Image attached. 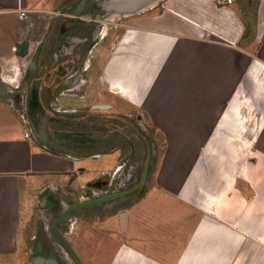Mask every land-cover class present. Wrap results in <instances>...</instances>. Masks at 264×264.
Returning a JSON list of instances; mask_svg holds the SVG:
<instances>
[{
  "label": "crops",
  "instance_id": "crops-1",
  "mask_svg": "<svg viewBox=\"0 0 264 264\" xmlns=\"http://www.w3.org/2000/svg\"><path fill=\"white\" fill-rule=\"evenodd\" d=\"M74 2L0 0V264L27 263L21 239H28L37 199L46 222L56 190L112 170L86 176L76 165L86 155L31 134L14 108L29 17L59 14ZM241 7L234 0H159L111 33L110 51H95L85 99L110 95L116 112L139 116L160 134L163 152L151 161L156 171L147 187L109 213L111 230L102 224L108 214L86 210L87 224L99 222L100 230L90 226L97 239H88L78 226L73 248L81 264H264V0L253 11ZM247 20L255 27L251 40L244 39ZM122 214L123 238L115 225ZM36 244L39 252L52 247ZM53 246L29 263L51 256L73 264Z\"/></svg>",
  "mask_w": 264,
  "mask_h": 264
},
{
  "label": "flooded vegetation",
  "instance_id": "flooded-vegetation-1",
  "mask_svg": "<svg viewBox=\"0 0 264 264\" xmlns=\"http://www.w3.org/2000/svg\"><path fill=\"white\" fill-rule=\"evenodd\" d=\"M76 1L67 3L65 5L67 11L59 14L47 15L42 19L36 15L29 17L28 20H31L29 35L19 44L18 52L26 59L23 62V65L25 63L23 71L20 73L14 106L24 110L31 134L36 133L39 137L43 136L49 145L63 144L86 156L91 153L93 156H90L93 158L116 150L122 157L127 154L129 161L142 155L143 165L149 154L151 167V161L156 157L155 143L149 139L148 130L141 125L139 117H136L138 122L134 121L133 117L116 112L113 104L107 101L92 102L90 98L85 99L84 95L90 86L88 73L96 58L95 51L100 46L107 47L110 51L112 45L108 44V37L113 31L121 32L128 27L125 23L119 24V27L114 26V19L137 15L144 0H133L132 2L90 0L74 21L72 20L74 18L73 8ZM34 90L38 92V103L40 104L37 110L33 108L37 113L35 125L28 117L29 93ZM117 142L118 148L113 146ZM138 181L131 187L112 193L130 190L137 185ZM98 183L99 187L106 184L100 180L96 181V185ZM142 191L143 189L140 192ZM112 193L105 190L103 195L93 194L91 199L79 200V198L70 204L64 201V210L57 211L58 207L50 209L51 218L47 220L48 238L67 253L73 264L78 263L53 235L51 223L77 201L92 200ZM134 193L110 203L83 208L72 213L57 225L58 236L66 239L69 225L65 228L62 224L66 220L71 221V217L80 219L88 217L89 212L87 211L90 208H99L102 214L107 216L113 212L115 207L123 205ZM37 247L38 244L35 243L33 247L35 254L31 258L37 257L39 252ZM50 250L48 245H45L39 253L45 252L47 255L51 253Z\"/></svg>",
  "mask_w": 264,
  "mask_h": 264
},
{
  "label": "rangeland",
  "instance_id": "rangeland-1",
  "mask_svg": "<svg viewBox=\"0 0 264 264\" xmlns=\"http://www.w3.org/2000/svg\"><path fill=\"white\" fill-rule=\"evenodd\" d=\"M236 3L240 4V6H242L241 8L243 10L245 9H250L249 11H253V7L254 4L256 3L257 0H234ZM154 4H152L153 6ZM148 8V7H147ZM140 12V11H139ZM139 12L136 13L137 15H133L130 16L128 18H124V19H114V26H118L119 24L125 23L126 25H129V23L131 24L136 18L139 17ZM113 24V23H112ZM111 26V25H110ZM113 26V25H112ZM119 27V26H118ZM35 34V33H34ZM25 57L21 58V62H20V71H23V62H25ZM106 59V55H104L103 60ZM6 73V72H5ZM4 73V74H5ZM17 74V70L14 71V77H16ZM13 76V75H12ZM106 94V92H104ZM106 101L113 104L114 101L110 95L106 94ZM132 120H136V115L132 116ZM138 122V121H137ZM146 122V124H145ZM144 123V125H143ZM141 125H143V127L145 129L148 130V134L150 135L149 139L153 140V142L156 145V150H157V154H160L161 152H163V143L162 140L160 138V134L155 132V130L147 123V121H142ZM151 131V132H150ZM114 147L118 148L119 144L114 143L113 144ZM137 152V150H136ZM89 154V153H88ZM110 155H102L97 161H92L89 158H93V157H89L90 155L86 156L85 159L81 160L80 162H78L76 165L80 166L82 168H85L88 172L86 176H93L96 173H99L101 171H105V170H114L113 166L118 163L116 169L118 168V170L116 172L112 171L110 173L107 174H103L102 176H99L97 179L92 180L90 183L86 184V183H82L80 181V184L78 185H82V186H76L74 190H68L67 192L65 191L66 188L64 187L62 190H56V193H54L53 195H51V198L53 199L55 205L58 207L57 211L60 210H64V205L63 202L66 201L67 204L73 203L75 200H83V199H91L94 195H103L104 191L107 190L108 192H117L119 190H122L126 187H131L133 185H135V183L139 180L140 176H141V172H142V168H143V156H138L137 158H134L132 160H128L127 158V154L122 157V155L118 154V150L114 151V152H109ZM155 162V161H153ZM156 163V162H155ZM153 163L151 164V170H150V174L149 177L152 178V175H154L155 171H156V164ZM113 176V177H112ZM115 176V177H114ZM71 177V181H72ZM149 178V180H150ZM103 181L105 182V185H102L101 187H99V183L96 185V181ZM148 180V181H149ZM69 187L70 183L69 180L66 183ZM73 187V186H72ZM147 187V184H145L143 186V190ZM141 189V190H142ZM141 190L136 191L133 195H132V199H134ZM46 203V202H45ZM121 207L125 206V205H120ZM119 207V208H121ZM118 208V207H117ZM116 208V209H117ZM43 210V211H42ZM45 210H47V208H40L38 206V199L35 201V207L33 208V212L30 215L29 219L27 220V224L29 226V230H28V235L26 238L28 239H21V241H23V245L25 247V250H23V254L26 258V264H30V257L35 254V251H33V247L35 246V243L40 240H47L49 242V244L52 246L51 247V253H53L54 251V242L52 239H49V225L48 222L41 218V212H44ZM113 214H109V218L108 219H103L102 220V224L106 229H110V225L112 223V217ZM85 222L81 223L80 221L82 219H80L79 217H75V218H70V220H66L63 222V227L67 228L69 225V229H68V234L66 236V241L67 243L70 245V247L74 250L73 246L75 247V244H78V239L76 238V233L79 231L78 226L82 227L85 231V235H87L86 237L88 239H97V234L92 232V230L89 228L90 226H92L91 228H99V226L97 225L98 223L95 222L94 224H87L88 220H90L87 216H85ZM81 223V224H80ZM114 224V223H113ZM116 234L118 237H124V228H123V223L121 220V217L119 216V218H117L116 220ZM103 233L99 234L100 236L104 237V239H108L111 237V233L108 232L107 230L104 231L102 230ZM20 240V239H19ZM20 241V242H21ZM47 243V242H46ZM48 244V243H47ZM80 247V246H79ZM77 247V248H79ZM62 250V249H61ZM75 252V250H74ZM76 253V252H75ZM56 255V254H55Z\"/></svg>",
  "mask_w": 264,
  "mask_h": 264
},
{
  "label": "water",
  "instance_id": "water-1",
  "mask_svg": "<svg viewBox=\"0 0 264 264\" xmlns=\"http://www.w3.org/2000/svg\"><path fill=\"white\" fill-rule=\"evenodd\" d=\"M89 1L90 0H77L76 1L75 7L73 8L74 18L72 20H74V21L77 20V17L80 15V13H82V11L86 7V4ZM123 1L132 2L133 0H123ZM158 1L159 0H144L143 5H142L141 9H139V11L145 10L147 7H150L152 4L155 5V3H157ZM34 107L36 108V110H37V108H40V104L38 103V92H37V90H34L32 92L30 91L29 98H28V117H29V120L35 125L37 113H36L35 109H33ZM100 108H102V107H100ZM149 167H150V155L148 154L147 158L144 162V165H143V169L141 172L140 179H139L137 185L134 186L132 189L127 190V191H122L119 193H112L110 195H105L103 197L92 199V200L77 201L74 205H72L70 208H68L66 211H64L58 218H56L51 223V231H52L53 235L57 238L58 242L71 254V256L77 261L78 264H81V263H80L78 257L76 256V254L72 251V249L70 248V246L68 245L66 240L61 239L58 236V234L56 232L57 225L59 223H61L63 220H65L72 213H74L80 209L95 206V205L110 203V202L115 201L119 198H122L124 196L130 195V194L136 192L137 190H139L140 188H142L145 185V182H146V179L148 176V172H149ZM121 220H122L123 227H124V214L121 215ZM46 264H56L55 258L51 257V256L47 257Z\"/></svg>",
  "mask_w": 264,
  "mask_h": 264
},
{
  "label": "built area",
  "instance_id": "built-area-1",
  "mask_svg": "<svg viewBox=\"0 0 264 264\" xmlns=\"http://www.w3.org/2000/svg\"><path fill=\"white\" fill-rule=\"evenodd\" d=\"M220 3L222 4H231L233 2V0H218ZM18 113L19 119L21 121V123L24 125L25 129H28V120L26 117V114L24 113V110H20L19 108L14 107ZM30 134L28 132V130L24 131V137L25 138H29Z\"/></svg>",
  "mask_w": 264,
  "mask_h": 264
},
{
  "label": "trees",
  "instance_id": "trees-1",
  "mask_svg": "<svg viewBox=\"0 0 264 264\" xmlns=\"http://www.w3.org/2000/svg\"><path fill=\"white\" fill-rule=\"evenodd\" d=\"M244 26H245V35H244V39H252L254 34H255V27H254V24L253 22L247 20L245 23H244Z\"/></svg>",
  "mask_w": 264,
  "mask_h": 264
}]
</instances>
